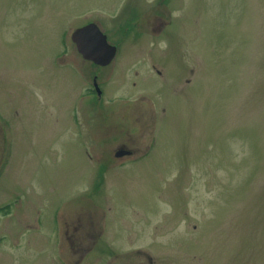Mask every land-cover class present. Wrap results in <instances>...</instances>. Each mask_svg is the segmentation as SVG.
I'll use <instances>...</instances> for the list:
<instances>
[{"label": "rangeland", "instance_id": "1", "mask_svg": "<svg viewBox=\"0 0 264 264\" xmlns=\"http://www.w3.org/2000/svg\"><path fill=\"white\" fill-rule=\"evenodd\" d=\"M0 105V264H264V0H0Z\"/></svg>", "mask_w": 264, "mask_h": 264}, {"label": "water", "instance_id": "2", "mask_svg": "<svg viewBox=\"0 0 264 264\" xmlns=\"http://www.w3.org/2000/svg\"><path fill=\"white\" fill-rule=\"evenodd\" d=\"M72 39L84 57L102 65L110 63L117 52V47L108 42L106 34L94 22L76 28L72 33ZM129 152L125 148H120L116 155L122 156Z\"/></svg>", "mask_w": 264, "mask_h": 264}, {"label": "flooded vegetation", "instance_id": "3", "mask_svg": "<svg viewBox=\"0 0 264 264\" xmlns=\"http://www.w3.org/2000/svg\"><path fill=\"white\" fill-rule=\"evenodd\" d=\"M95 80H96V77H95ZM2 108H3V106L2 105H0ZM0 107V122L2 123H4V124H6L7 123V118H9L7 115H6V111H5V109H4V111H3V109ZM10 119V118H9ZM10 122V121H9ZM1 128L3 129V131L0 129V140L1 139H3V140H5L6 138H7V131H5L4 129V127L3 126H1ZM0 153H1V151H0Z\"/></svg>", "mask_w": 264, "mask_h": 264}, {"label": "trees", "instance_id": "4", "mask_svg": "<svg viewBox=\"0 0 264 264\" xmlns=\"http://www.w3.org/2000/svg\"><path fill=\"white\" fill-rule=\"evenodd\" d=\"M103 172H101V176H99V178H98V184H100V185H102V182H103V180H104V176H103V174H102Z\"/></svg>", "mask_w": 264, "mask_h": 264}]
</instances>
